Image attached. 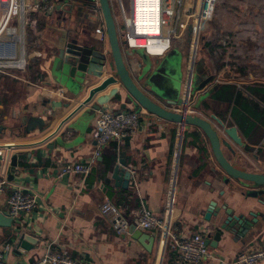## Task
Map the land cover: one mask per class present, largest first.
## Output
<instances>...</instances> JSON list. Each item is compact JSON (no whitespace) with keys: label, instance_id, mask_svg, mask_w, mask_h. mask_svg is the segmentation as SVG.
Instances as JSON below:
<instances>
[{"label":"crops","instance_id":"obj_1","mask_svg":"<svg viewBox=\"0 0 264 264\" xmlns=\"http://www.w3.org/2000/svg\"><path fill=\"white\" fill-rule=\"evenodd\" d=\"M48 1L53 8L60 4L59 0ZM220 2L226 1L215 0L209 5L204 21L211 24L215 17L220 28L202 26L190 106L193 115L209 121L222 141L230 145L222 146V151L231 164L264 172V0H232L242 4L245 11L216 14ZM65 3L61 10L53 12L52 8L48 14L32 16L26 35L28 70L17 74L20 78L0 75V177H5L12 188L26 187L38 195L37 208L22 216L11 233L0 227V249L11 247L6 260L33 264L51 246L67 248L74 259L90 264H173L172 253L163 257L161 232L143 231L154 238L153 245L146 242L148 250L130 232L117 235L111 216L101 213V207L110 201L125 209L127 218L138 210H149L163 218L171 194L177 225L190 234L201 233L206 241H214L227 208L251 223L245 232L224 233L218 247L208 245L217 259L202 264H230L244 251H264V196L247 198L238 193L237 187L243 189L239 184L234 183V188V181L225 184L226 175L201 129L181 128L150 115L125 96L105 107L115 112L141 111L138 131L121 143L110 142L87 178L75 175L57 179L61 166L86 161L93 155L98 111L93 109L94 100L84 104L88 92L72 94L61 82L59 50L54 46L59 34L53 29L62 21L60 28L75 31L93 50L109 52L101 13L92 12L88 2ZM185 35L190 42L191 32ZM187 42L181 45L177 41L169 52L181 53L172 67L180 88L177 99L184 96L187 85ZM149 57L151 61L124 51L133 79L155 96L145 77L152 80L164 59ZM196 74L203 80L197 86ZM114 87L117 85L100 95ZM174 88L172 84L168 89L174 93ZM161 104L178 113L179 107L166 100ZM231 127L237 129L243 146L227 137L225 130ZM7 147L12 150L6 151ZM117 169L130 173L128 185L114 178ZM133 170L137 171L136 178L132 177ZM9 194L0 196L2 212L7 209ZM213 202L219 211L207 220ZM24 235L32 239L24 241L27 248L17 246Z\"/></svg>","mask_w":264,"mask_h":264},{"label":"built area","instance_id":"obj_2","mask_svg":"<svg viewBox=\"0 0 264 264\" xmlns=\"http://www.w3.org/2000/svg\"><path fill=\"white\" fill-rule=\"evenodd\" d=\"M58 1V0H57ZM215 0H157L158 25L156 31H147L137 22V0H110L116 20L118 34L123 51L142 49L153 57H164L174 47L177 41L186 45V32H191L190 60L188 74L195 64L199 38L207 9ZM94 13L100 14L99 1L94 0ZM53 8L48 0H0V75L20 78L19 73L28 70L29 58L27 53V28L34 14H48ZM188 77V75H187ZM181 108L177 109L181 113ZM188 114L193 115L190 100ZM141 111H118L105 109L99 111L94 121L93 138L96 146L91 158L61 166L57 179L70 176L87 178L105 147L113 141L121 143L133 136L141 124ZM12 146H10L11 148ZM6 149L10 151L12 149ZM13 148V147H12ZM132 177H137V171H132ZM10 191L7 198L6 213L14 224L24 215L31 214L37 208L38 195L26 187H10L5 177H0V196ZM172 194L165 216L160 218L149 210L132 212L127 218L125 209H120L110 201L101 207L103 215H110L113 227L119 236L130 232L132 226L141 231L161 232V251L174 256L173 264H202L204 261L217 259L206 243L201 233L190 234L177 225L173 217ZM15 227V226H14ZM21 228V227H20ZM16 230V229H15ZM11 247L0 249V264H11L6 260V252ZM264 263L263 250H247L242 252L230 264H261ZM15 264H21L19 262ZM33 264H90L87 260H76L69 249H52Z\"/></svg>","mask_w":264,"mask_h":264},{"label":"water","instance_id":"obj_3","mask_svg":"<svg viewBox=\"0 0 264 264\" xmlns=\"http://www.w3.org/2000/svg\"><path fill=\"white\" fill-rule=\"evenodd\" d=\"M67 0H59L60 4L53 8V12L58 9L61 10L63 4ZM68 1H84L88 2L89 8L94 12V0H68ZM100 6V13L103 19L104 29L108 37L109 52L103 53L98 49H94L85 41L79 39V36L74 34L75 31L69 29H62L59 26L63 24L62 21L57 23V29H53L59 34L57 42L54 46L59 50L58 59L59 63V78L64 83L72 94H82L88 92L84 101L87 105L94 100L93 109L95 111L103 112L113 100H122L123 96L129 102H132L136 108L144 109L150 115L158 117L162 120L174 122L179 124L181 128L193 126L201 129L207 136L208 141L212 147L214 157L225 173L224 182L234 188V183L239 184L238 193L246 196L247 198H258L264 196V172H251L240 165L231 164L225 157L222 146L230 147L226 141H222L212 124L196 115L187 114L189 108L190 93L192 88L193 69L187 77V85L184 96L177 100H169L158 90L157 84L145 77L149 83L151 92L160 99L156 101L155 96L144 91L138 83L133 79L124 59L123 44L120 41L116 20L112 11L110 0H98ZM66 12V11H65ZM66 14V13H65ZM71 15V11L67 12ZM109 72V73H108ZM117 85L108 93L100 95L105 92L109 87ZM168 88L164 87L166 91ZM169 92V91H168ZM156 99V100H155ZM166 100L168 104L181 108V113H175L168 110L161 103ZM141 122V121H140ZM229 139L235 144L243 146L242 139L238 135L236 128L231 127L225 130ZM183 137H180V144ZM123 172V173H122ZM176 174V167L174 170V179ZM125 175V179H120ZM118 182H124V186L129 184L130 173L128 171L116 170L115 177ZM216 203H211V207L206 215V219L210 220L211 216H215ZM226 216L218 227V231L214 236V241L207 240V245L213 248L218 247V242L222 239L224 233L234 234L236 232H245L249 230L251 223L246 221L244 215H235L232 209H225ZM255 216L254 213H251ZM256 223V218L254 219ZM253 222V223H254ZM14 221L8 217L6 212L0 211V227L9 229L10 233L13 228ZM130 233L133 238L141 243L146 249L149 250V245H153L154 238H150L148 234L132 226ZM26 239L32 240L25 235L19 238V247L27 248L24 242Z\"/></svg>","mask_w":264,"mask_h":264},{"label":"rangeland","instance_id":"obj_4","mask_svg":"<svg viewBox=\"0 0 264 264\" xmlns=\"http://www.w3.org/2000/svg\"><path fill=\"white\" fill-rule=\"evenodd\" d=\"M224 1H226V2H224V3L220 2V3L217 4L216 14L218 12L219 13H226V12L240 13L241 10L245 11V7L241 8L242 4H237L235 2H232V0H228V1L224 0ZM207 25H208V27H211V28L213 27V28L217 29V28H220V21L215 20V17H214V22H212L211 24L210 23L208 24L207 22L204 23L203 28L207 27ZM199 44L201 46V39L199 40ZM199 44H198V48L200 47ZM191 50H192L191 43L187 42V51H188L187 57H188V61L190 60V57H191L190 56V51ZM129 53L130 54H132V53L133 54H138L139 56H142V58L145 57L144 59H148L150 61L152 60L148 56V54L146 55L145 51L142 50V49L129 51ZM180 57H181V53H178V52H171L168 55H165L162 58V59H164V61L161 62V64L158 66V70L155 73V75L152 74V76H153L152 80H154V83L160 85L157 88L164 95V97H166V98H175V99H177V96L179 97V95H180V88L178 89L179 86L178 87L176 86L177 79H176V76H174L173 69H172V67H174L175 61L178 60V62H179ZM195 61H196V59H195ZM151 67H152V65H150V68ZM169 72H170V77H169ZM194 81L196 82L195 86H197L198 83L200 84V83L203 82V80H201V78L198 76V74H196ZM159 82H162V83H159ZM172 84H173V87L175 86L174 93L171 92L169 89H167L166 91L164 90V87L169 88ZM175 92L177 94H175Z\"/></svg>","mask_w":264,"mask_h":264},{"label":"bare ground","instance_id":"obj_5","mask_svg":"<svg viewBox=\"0 0 264 264\" xmlns=\"http://www.w3.org/2000/svg\"><path fill=\"white\" fill-rule=\"evenodd\" d=\"M137 22L147 31H156L158 25L157 0H137Z\"/></svg>","mask_w":264,"mask_h":264}]
</instances>
